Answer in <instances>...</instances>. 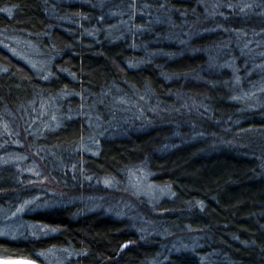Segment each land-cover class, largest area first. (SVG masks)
Here are the masks:
<instances>
[{"label": "trees", "instance_id": "obj_1", "mask_svg": "<svg viewBox=\"0 0 264 264\" xmlns=\"http://www.w3.org/2000/svg\"><path fill=\"white\" fill-rule=\"evenodd\" d=\"M4 36L42 52L49 71L0 46V130L54 112L62 123L24 142L61 186L85 185L78 200L98 181L125 190L138 170L172 196H137L118 217L77 201L36 210L25 218L58 232L0 237V257L264 264V0H0ZM92 137L97 155L80 149ZM22 182L0 169V206Z\"/></svg>", "mask_w": 264, "mask_h": 264}, {"label": "rangeland", "instance_id": "obj_2", "mask_svg": "<svg viewBox=\"0 0 264 264\" xmlns=\"http://www.w3.org/2000/svg\"><path fill=\"white\" fill-rule=\"evenodd\" d=\"M0 46L36 73L45 74L49 71V58L23 38L0 37ZM4 70H6L5 66L0 65V72ZM40 115L43 116L45 113H40ZM55 117L54 112L47 117L39 116L37 119L34 117V120H29L32 122L30 128H26L27 120L23 121V117L16 115L14 121L18 130L14 134L4 127L0 130V169L6 167L15 169L23 181L21 184L22 195L20 196L27 193L34 198L20 208L17 206L20 196L8 194V198L4 200L7 205L0 206V237L9 239L38 238L56 234L57 229L28 221L24 216L44 208L73 204L77 201L79 205L83 204L86 211L103 210L106 214H114L118 217L122 216L126 210L137 209L133 207L139 203L137 196L145 198L150 205L172 196L170 188L156 186L150 181L148 172L138 170L130 172L125 179L127 183V185L124 183L127 187L125 190H121L114 180H103L98 181V189L87 187L89 188L86 190L87 197H80L79 200L74 198L75 192H78L77 187L79 186V190H81L85 188V185L81 186L72 177L71 182L67 181L68 185L70 183V187L61 186L41 161L29 151L28 145L24 142L30 135L29 132L26 135L25 130L35 131L32 135H36L39 130L46 127L59 126L62 121ZM14 135L16 139L13 138ZM80 149L86 154L97 155L99 153V145L93 140V137L81 144ZM19 182L21 183L20 180ZM91 194L95 195L89 198ZM38 255L45 264H66V257H70V252L66 249L52 248L44 250Z\"/></svg>", "mask_w": 264, "mask_h": 264}, {"label": "water", "instance_id": "obj_3", "mask_svg": "<svg viewBox=\"0 0 264 264\" xmlns=\"http://www.w3.org/2000/svg\"><path fill=\"white\" fill-rule=\"evenodd\" d=\"M0 264H42L38 260L24 258V257H12L4 258L0 257Z\"/></svg>", "mask_w": 264, "mask_h": 264}]
</instances>
